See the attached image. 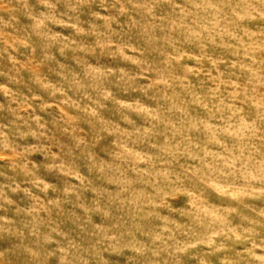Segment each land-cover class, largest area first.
Wrapping results in <instances>:
<instances>
[{"label": "clouds", "instance_id": "9594fccd", "mask_svg": "<svg viewBox=\"0 0 264 264\" xmlns=\"http://www.w3.org/2000/svg\"><path fill=\"white\" fill-rule=\"evenodd\" d=\"M0 76V264H264V0H0Z\"/></svg>", "mask_w": 264, "mask_h": 264}, {"label": "rangeland", "instance_id": "374dc122", "mask_svg": "<svg viewBox=\"0 0 264 264\" xmlns=\"http://www.w3.org/2000/svg\"><path fill=\"white\" fill-rule=\"evenodd\" d=\"M65 34H67V30L65 31ZM27 75V73H25V76ZM0 82H5V77L0 76ZM21 91H26L25 89H20ZM2 118V117H0ZM6 164V161H0V165H4Z\"/></svg>", "mask_w": 264, "mask_h": 264}]
</instances>
